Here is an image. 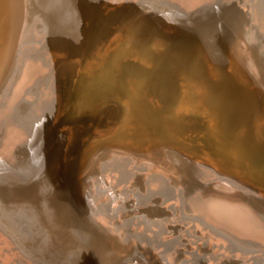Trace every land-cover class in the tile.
<instances>
[{"label": "bare ground", "instance_id": "bare-ground-1", "mask_svg": "<svg viewBox=\"0 0 264 264\" xmlns=\"http://www.w3.org/2000/svg\"><path fill=\"white\" fill-rule=\"evenodd\" d=\"M94 2L22 0L23 12L8 11L9 21H0V166L18 164L32 132L35 137L52 120L56 204L69 216V225L59 229L65 264H264V193L243 183V176L221 174L204 150L197 102L202 93L194 85L201 82V99L221 115L216 123L209 115L210 122L237 143L238 154L242 144L248 169L258 166L264 143L250 139L248 130L260 104L241 79L264 84V0H106L102 29ZM114 21L119 29L102 47ZM135 21L140 23L131 27ZM235 22L242 35L228 37ZM178 23L185 31L179 32ZM196 27L202 47L193 53L196 38L187 30ZM83 31L89 43L79 72L86 73L69 89L73 63L58 57L78 46ZM115 89L125 97L106 101L110 116L104 109L98 117H81ZM35 97L36 116L26 106ZM187 117L191 122L185 124ZM106 122L111 127L104 130L99 124ZM92 128L111 137L93 141L86 153ZM156 129L168 144L190 153L174 152L173 162L186 168L184 182L175 169L149 159L143 140ZM214 146L218 156L231 154L221 142ZM223 176L228 189L212 185ZM84 211L99 234L81 222ZM0 222L7 224L8 217ZM16 244L0 225V264H39Z\"/></svg>", "mask_w": 264, "mask_h": 264}, {"label": "water", "instance_id": "water-1", "mask_svg": "<svg viewBox=\"0 0 264 264\" xmlns=\"http://www.w3.org/2000/svg\"><path fill=\"white\" fill-rule=\"evenodd\" d=\"M105 1L106 0H97V2L93 3L95 6V13H97L95 14L96 21L101 29L103 24L107 23L108 19L104 14L105 6H103V3ZM116 23L119 24V22ZM116 23L114 21L113 27H106L107 31L102 39V47L110 40V38H108L109 34L111 37L114 30L116 29L117 31L119 29V26L117 27L118 24ZM178 25L180 24L178 23ZM231 25L232 26L228 27V37L233 38V35H242L240 22L231 23ZM180 26L179 32L185 31L186 28L182 25ZM238 26L240 29H238ZM187 32L194 35L196 38L193 46V53H195L194 47H196V45H199L198 49L202 47L199 39L200 29L199 31L188 29ZM78 38L80 41L76 48L69 51L67 50L68 52L64 53L62 57H58V60L65 62V64H68L69 62L73 63L72 68L75 72H71L70 76L67 78L69 89H71L72 86H79L81 80L80 76L82 77L84 72L86 73L84 70L79 72V68H81L87 60L86 46H88L89 43L88 34L84 31L79 32ZM91 39L94 41L95 38L91 37ZM91 39L90 42L92 43L93 41ZM71 75L72 78L70 79ZM244 79H246V77ZM246 80L247 82L245 84L249 86L251 91L258 97L260 104L258 118L253 122L248 132L250 134V139L253 138L254 140H257V142L263 141L262 143H264V128L260 126L261 121L264 119V84L261 83L260 85H254L251 80ZM35 101L36 97L31 101L28 100L26 106L27 111L36 116L37 109L33 103ZM208 109L215 121L218 118L220 120L221 115L215 107L208 106ZM111 112L112 109L106 107L105 114L108 113L110 116ZM51 121L45 122L43 123V126L39 127V129H35L36 135L34 137L32 132L30 141H28V138L26 139L30 146L26 148L25 142L22 156L18 158L20 161L18 164L14 166H0V219L1 221L3 220L6 222L8 217L7 224L4 222V224H2V222H0V225L8 228V234L15 239L17 247L28 257V259H30V262L32 261L39 264H65L68 254L64 251V240H60L61 233L59 229L68 224V222L58 219L53 210V206L56 207L55 204L57 201L56 174L54 170L55 166H50V163L55 159L54 154H56V150H58V145H56L55 127H53L54 124H52ZM99 125H104V130L111 127V124L107 122L105 124L100 123ZM93 129L94 128L90 130V133L88 134L89 138L87 140L95 137H102L100 134L102 131L94 132ZM226 134L227 133L219 132L221 138H227ZM237 136L243 139V136L245 135L238 133ZM235 143L236 142L231 143L232 147ZM238 145H240V148L242 149L241 154L237 153L238 158L242 160L241 162L245 168H247L246 165L249 164H247L248 157L246 156L245 149L241 147L242 144L239 143ZM235 148L237 147H234L233 149L235 150ZM115 153L123 154L120 153V151H116ZM124 156L129 157L127 155ZM139 160L140 161H137L138 164H142V166L149 168V171L153 172V174H162L158 173L151 163L141 159ZM196 166L200 168L199 165ZM248 170L256 179L264 177V160H260L258 166H255L254 168L250 167ZM197 176L201 180L203 179L199 172H197ZM220 182L221 181L218 180L213 185H216V187L221 190L227 188V185H220ZM258 189L264 193L263 189L260 187H258ZM213 196L222 198L221 195H210V197ZM22 264L30 263L24 261Z\"/></svg>", "mask_w": 264, "mask_h": 264}, {"label": "rangeland", "instance_id": "rangeland-1", "mask_svg": "<svg viewBox=\"0 0 264 264\" xmlns=\"http://www.w3.org/2000/svg\"><path fill=\"white\" fill-rule=\"evenodd\" d=\"M21 1L22 0H0V21L2 20V22H6V21H9V20H7V13H8V11H12V10H18V11H20V13L21 12H23V7H22V5H21ZM28 8V7H27ZM143 15V14H142ZM144 15H145V13H144ZM9 16V15H8ZM6 17V18H5ZM141 21V20H140ZM136 23H140V22H134V23H132L133 25L131 26V27H134L135 25H136ZM131 27L129 26V27H127V28H130L131 29ZM179 27H181L180 25H179ZM3 45H5L3 42L2 43H0V47L2 48L3 47ZM242 81H245V82H247V80L246 79H244V78H242L241 79ZM201 83V82H200ZM199 82H195V87H196V90L197 89H199V92H201L202 94H200V95H197L198 97H197V102H198V104H199V106L201 107V110H202V114H201V116H202V121H203V124H204V131H203V138H204V150L205 151H207L208 153L207 154H210L211 153V157H212V162L217 166V167H219V169H220V171H221V174H223V175H238L239 176V178L241 179V177L243 176V183H251V185L253 184V186L255 187V188H257L258 189V187H260L261 189H263L264 190V177H261L260 179H256L254 176H253V174H251L250 172H249V170L247 169V168H245V166L243 165V163L241 162L242 160H240L239 158H238V154H237V151L236 150H234L233 148L234 147H232V145H231V142H232V140L231 139H229V138H225V137H223V138H221L220 137V135H219V132H220V130L218 129V127L216 126V125H214V122H213V124L210 122V120L208 119V116L210 115L211 116V112H210V110L208 109V108H206V107H208V105L207 104H205L206 102L204 101V99H201L203 96H204V94H206V91H205V87L204 86H202L201 84H200ZM198 84V85H197ZM203 88V89H202ZM205 91V92H204ZM122 93L121 92H119V91H116V89L114 90V93L113 94H110V96L107 98V99H103V101L101 100V102H99L100 104H99V106L97 107V108H95V109H92V110H85V112L87 111V114H85L84 115V113L82 112L81 114V117L82 116H84V117H86V116H94V117H98L99 115H100V112H102L104 109H105V107H104V105H105V103H106V101H109L108 99H111L112 101H114V102H118V99H117V97H119L120 99H123L125 96H122L121 95ZM119 95V96H118ZM114 99V100H113ZM202 101H201V100ZM110 100V101H111ZM204 105H203V104ZM103 108H102V107ZM95 114V115H94ZM208 114V115H207ZM184 121H183V123H190L191 122V119L189 118V117H187V118H185V119H183ZM182 121V120H181ZM180 121V122H181ZM215 123H216V121H215ZM180 123L178 124V127H180ZM155 133L153 134V133H150V134H148L147 136H149V137H144L145 139L143 140L144 141V143H145V146L146 147H148L147 149H146V151L147 152H149V159L152 161V162H156V163H160L162 166H164V167H166L167 169H175V171H177L178 173H179V177H180V180L182 181V182H184V173L183 172H185L186 171V168H185V166L184 165H182L181 166V164H178V163H174L173 161V158H174V155H175V153L177 154H179V151L180 152H183V153H186V154H190V153H188V152H186V151H184L181 147H179V148H177V147H175V146H172V145H170V144H168V142L166 141L167 140V138L164 136V135H161L160 134V129H156L155 131H154ZM157 133V134H156ZM159 134V135H158ZM152 135V136H151ZM109 134L108 135H104V136H102V137H95V138H93V139H90V140H87L85 143H84V147H83V150H84V152H86V153H88L86 150H88V149H91V146H92V142L94 141V144H96V142H98V141H101L100 139H102L103 140V138L105 139L106 137H108L109 138ZM161 136V137H160ZM111 137V136H110ZM149 138V139H148ZM160 139V140H159ZM164 139V140H163ZM92 140V141H91ZM159 142H158V141ZM156 143H155V142ZM163 141V142H162ZM165 141V142H164ZM214 141L215 142H221V143H223V144H225L226 145V149L227 150H230L229 149V147L231 148V154L225 159L224 157H221V156H218V155H216L215 154V151H216V149H217V147L216 146H214ZM91 142V143H90ZM155 144H154V143ZM166 142H167V145H165L166 144ZM162 143V144H161ZM88 144V145H87ZM91 144V145H90ZM157 147V148H156ZM174 151H173V150ZM176 151V152H175ZM156 152V153H155ZM175 152V153H174ZM85 153V154H86ZM220 153V152H219ZM158 154V155H157ZM162 154H163V156H162ZM210 157V158H211ZM168 163V164H167ZM170 164V165H169ZM174 166H176L177 168H175ZM191 167L193 166V164H191L190 165ZM183 170H182V169ZM178 169V170H177ZM185 170V171H184ZM179 171H181V172H179ZM225 177L223 176L222 177V180H220V181H222V182H220V185H226V183H224V179ZM55 180H57V179H55ZM56 184H57V182H56ZM213 185V184H212ZM214 186V185H213ZM216 186V185H215ZM57 188H59L58 186H56ZM228 187V186H227ZM56 188V189H57ZM215 188V187H214ZM210 191H212L213 190V187H211V189H209ZM208 190V191H209ZM259 190V189H258ZM60 193V192H59ZM232 195H237V193H231ZM56 195H57V191H56ZM58 196H59V194H58ZM55 206L56 207H54L53 206V210H54V212H55V214H56V217L58 218V219H60V220H62V221H65V222H67V220H68V217L69 216H67V214H66V211H59L58 210V207H57V204H55ZM82 213V212H81ZM85 215V216H84ZM87 215V216H86ZM81 217H80V219H81V222H83V223H85V221H89L88 223L86 222L85 223V226L86 227H88L87 229L90 231V233H98V230L97 229H95L96 227L90 222L91 220H90V215H89V213L86 211H84L81 215H80ZM85 217V218H84ZM89 217V218H88ZM84 218V219H83ZM86 218H88V219H86ZM83 219V220H82ZM86 219V220H85ZM91 223V224H90ZM88 226H87V225ZM90 226V227H89ZM93 229H92V228ZM97 230V231H96ZM96 231V232H95ZM96 233V234H97ZM99 234V233H98ZM23 262H19V264H22Z\"/></svg>", "mask_w": 264, "mask_h": 264}]
</instances>
